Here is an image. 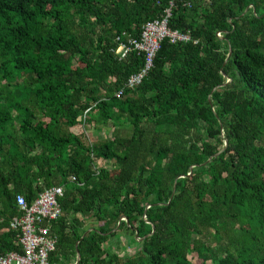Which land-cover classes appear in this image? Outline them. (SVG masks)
<instances>
[{
	"label": "trees",
	"instance_id": "obj_1",
	"mask_svg": "<svg viewBox=\"0 0 264 264\" xmlns=\"http://www.w3.org/2000/svg\"><path fill=\"white\" fill-rule=\"evenodd\" d=\"M169 9L192 41L117 98L145 64L117 38ZM56 186L50 264H264V0H0V256Z\"/></svg>",
	"mask_w": 264,
	"mask_h": 264
},
{
	"label": "built area",
	"instance_id": "obj_2",
	"mask_svg": "<svg viewBox=\"0 0 264 264\" xmlns=\"http://www.w3.org/2000/svg\"><path fill=\"white\" fill-rule=\"evenodd\" d=\"M174 3L171 2V8ZM171 9L155 21L146 23L139 38L128 37L124 42L121 37L116 53L125 57L131 51L145 53V64L136 74L132 75L124 88L116 92L117 98H122L126 90H132L140 86L154 67V59L161 48V42L169 39L171 43H188L192 41L189 34L171 30L169 19ZM65 188L56 186L40 193L31 203L19 194L16 196L19 216L14 217L10 227L18 233L17 237L22 252H10L0 256V264H50L49 256L55 251L58 237L52 231V223L62 215L60 198L64 196Z\"/></svg>",
	"mask_w": 264,
	"mask_h": 264
},
{
	"label": "water",
	"instance_id": "obj_3",
	"mask_svg": "<svg viewBox=\"0 0 264 264\" xmlns=\"http://www.w3.org/2000/svg\"><path fill=\"white\" fill-rule=\"evenodd\" d=\"M246 13V12H245ZM244 13V14H245ZM243 14V15H244ZM218 36L220 37V38H222V39H224L225 37L224 36H222V33H218ZM231 54H232V50H231V48L229 49V54H228V58L231 56ZM224 77L227 79V75L226 74H224ZM229 82H231V79H229L225 84H223L222 86H224V85H226V84H228ZM217 89V88H216ZM216 89H214V90H216ZM213 90V91H214ZM228 147V140L226 139V145H225V149ZM225 149H223L222 151H220L219 153H217L214 157H217V156H219L222 152H224V150ZM212 159H213V157H211L208 161H207V163H210L211 161H212ZM198 166H201V165H193L192 167H191V173L190 174H188L187 176H191L192 175V171L196 168V167H198ZM181 177H183V176H181ZM175 193V188H174V191H173V194ZM171 201V200H170ZM152 205H148L147 207H146V210L148 209V208H150ZM146 219V218H145ZM123 220H126L127 222H129V220H128V217L127 216H125V217H123V218H121V220H120V222H119V224H118V226H117V228L113 231V232H115V231H117L119 228H120V226H121V224H122V221ZM146 221H148L147 219H146ZM148 223H151V222H149L148 221ZM151 225H152V228H153V230H152V232L150 233V234H148L147 235V237H149V236H151V235H153L154 233H155V227H154V224H152L151 223ZM92 231V229H90V230H88L85 234H84V236L82 237V238H84L88 233H90ZM137 236H138V234H137ZM144 239V238H143ZM143 239H140V238H138L137 237V240H139V241H141V240H143ZM78 244H79V242L77 243V245H76V247L78 248ZM77 261L75 262V264H79V262H80V260H81V254H80V252L77 250Z\"/></svg>",
	"mask_w": 264,
	"mask_h": 264
},
{
	"label": "rangeland",
	"instance_id": "obj_4",
	"mask_svg": "<svg viewBox=\"0 0 264 264\" xmlns=\"http://www.w3.org/2000/svg\"><path fill=\"white\" fill-rule=\"evenodd\" d=\"M121 129L124 130V131L125 130L128 131V129H126L125 127H122ZM73 131L76 132V133H80V134L86 133V136L92 142L103 140V139H107L112 134V132L110 131L109 128H104V130L101 131V133H100V132H95L93 129L84 130L82 126H78V127L74 128ZM129 253H132V250H130Z\"/></svg>",
	"mask_w": 264,
	"mask_h": 264
}]
</instances>
